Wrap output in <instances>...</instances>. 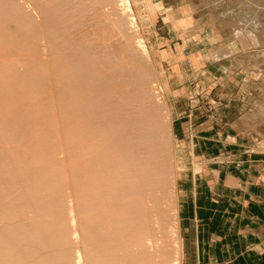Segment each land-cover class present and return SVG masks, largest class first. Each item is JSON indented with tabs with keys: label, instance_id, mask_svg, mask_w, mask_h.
I'll use <instances>...</instances> for the list:
<instances>
[{
	"label": "rangeland",
	"instance_id": "1",
	"mask_svg": "<svg viewBox=\"0 0 264 264\" xmlns=\"http://www.w3.org/2000/svg\"><path fill=\"white\" fill-rule=\"evenodd\" d=\"M22 1H26L20 2L28 7L24 6L27 8L24 10L31 17L28 27L36 32L28 28L27 33L23 29L21 36L31 35L33 41L41 32L43 43L39 37L40 42L37 40L36 44V47L39 45V50L35 49L28 38L27 41L10 43L0 48V53L10 50L13 55L10 54L12 56L9 57V53H5L4 57L3 52L1 57L5 59L0 63L6 61L3 63L8 66V63L11 66L15 63L20 68L16 69L14 66L16 70L22 72L23 69L26 72L30 68L29 64L36 59L37 55L33 54H39L40 58L45 52L43 57L32 62L35 65L38 63L36 67L40 66L39 69L44 72L40 75V70L33 64L31 70H27L28 74L26 72L27 75L33 72V75L24 84L22 80L26 78L22 79L20 76L25 73L17 71L20 73V81L17 75L16 78L13 77L14 87H17L7 90L5 86L6 92L0 94V101H9L10 104L12 100L20 101L24 98L35 100L33 105L38 109H34L33 113H39V121L29 116H24V119L32 121L29 122L31 125L36 121L40 127L37 130L39 133L49 132L48 139L50 143L54 139L57 151L63 148L60 150L64 151L63 156L59 155L60 152L55 160L62 168V174L64 173L61 178L65 183V199L69 204L72 200L69 197L72 186L69 189L67 185L72 177L68 151H72L73 147L70 150L64 143L66 123L63 122V113L55 101L56 86L51 76L54 67L51 56L53 51L47 44L51 45L47 42L50 40L46 35L50 32L51 24L37 8L36 12L34 3ZM127 2L125 5L117 0L114 4L115 9L126 20L125 36L114 33L107 26L111 23L110 20L106 21L107 24L101 23L102 21L93 22L94 24L85 28L84 33L75 32V35L79 46L89 45L88 41L91 42L88 55H95L98 60L96 64L100 62L103 67H107L108 69H104L106 72H110L112 63H115L110 54L114 48L122 53L130 52L132 58L133 55L141 57L145 82L134 84L132 81L126 90L130 97L142 90L147 92L149 104L151 103L149 113L154 116L151 121L157 123L154 129L149 125L148 133L152 138L149 149L160 151L161 163L167 172L160 187H153V190L157 189L154 196L158 200L155 208H150L154 204L148 200L151 209L148 234L154 241L153 249L146 247L149 264H161L163 257L165 264H264V0ZM14 21L16 20L10 19V22L4 23L8 33L16 30ZM92 37L94 38L91 39ZM31 46L34 48H30ZM138 46H144L147 53H143V49ZM12 50L24 53L22 58L25 60L19 59L21 54ZM47 51L52 54H47ZM25 54H29L28 59L24 57ZM44 59L48 60L47 65ZM132 64L133 62L129 67L134 68ZM47 66H51L50 69ZM94 67L98 73L100 68L96 65ZM34 72L40 76H35ZM116 72L117 77L123 78L119 71ZM114 82L120 84L116 77ZM0 119L14 120L18 119V115L0 112ZM21 132L23 131L20 129L14 133L16 135ZM47 145L40 144L37 147L44 153ZM12 146L18 145L10 144L8 147ZM67 215L66 213L67 235L71 240L69 247L75 258L83 254L85 259L82 236L75 233ZM74 215L78 223V217L81 215L82 218V214H78L76 210ZM78 227L80 228L79 223Z\"/></svg>",
	"mask_w": 264,
	"mask_h": 264
},
{
	"label": "bare ground",
	"instance_id": "2",
	"mask_svg": "<svg viewBox=\"0 0 264 264\" xmlns=\"http://www.w3.org/2000/svg\"><path fill=\"white\" fill-rule=\"evenodd\" d=\"M20 1L0 0V48L10 43L27 41V38L32 41L31 35L21 36L23 29L29 33L31 17L25 11L28 7L21 5ZM24 1L26 2H22L34 3L35 9L40 10L39 13H42L44 19L51 24V27L47 25L50 32L46 35L50 40L47 42L51 45L47 44L51 46L53 54L48 51L46 53L52 54L54 59H52L53 73L50 70L49 72L55 81L57 99L55 101L63 113L62 120L66 123L64 143L70 150H72L70 147H73L72 151H68L72 180L67 185L69 189L72 186V194L69 193V197L73 201L70 199L71 203L68 204L65 199V183L61 178L64 173L62 174V168L60 169L55 160L58 153L61 152L59 155L63 156L64 151H60L63 148L57 151L54 139L51 143L48 139L49 132L44 134L37 131L40 127L36 123L39 121L37 116L39 113H33L34 109H38L33 105L35 100L25 98L20 101L12 100L10 105L9 101L6 103L3 98L4 103L0 101L2 103L0 112H8L12 115L16 113L18 119H10L11 121L0 119V264H149L150 259L148 260L146 249L150 247L153 249L154 241L148 234V221H150L151 209L155 208V203L158 201L154 197L157 189L153 190V187L155 185L160 187L167 172L161 163L160 151L149 149L152 139L151 134L148 133L149 125L153 129L157 126L155 121H151L154 116L149 113L151 110L149 96L142 90L131 98L126 90L132 81L134 84L145 82L141 57L136 54L137 56L133 55L132 58L130 52L122 53L114 48L110 52L115 60V63H112L114 69L106 72L104 69L107 67H103L100 62L96 64L98 60L94 54V56L88 55L91 42L88 41L89 45L79 46L75 35L80 31H86L85 28L93 22L103 23L110 20L111 23L106 22L107 26L114 33L125 36L126 20L114 7L117 0ZM119 1L128 4L127 0ZM24 6L27 8L25 9ZM10 19L16 20L14 21L16 30L13 33H8L4 27ZM10 30L12 32V28ZM37 36L39 38L41 32ZM79 37L83 36L79 35ZM38 38L34 37L32 41L35 49L39 46L36 47ZM85 39L88 40V37ZM41 41L43 43V38ZM138 47L143 49V53H147L144 46ZM26 50L25 48V52ZM9 51L4 50L2 53H9L7 56L10 57L13 54ZM20 54L19 59L22 60L24 53ZM25 55L24 57L27 58L29 54ZM33 55H37L35 60L41 58L38 57L39 54ZM4 57H1L0 61ZM122 59L126 63L124 60L121 63ZM38 61L41 63L40 60ZM50 61L51 59L49 63L52 65ZM128 61L133 62L134 68L129 67L131 63L129 64ZM32 62L29 64L30 68L34 64ZM42 62L44 63L43 59ZM2 63H0V94L6 92L5 86L7 90L14 87V78H18L20 73H25L20 76L22 79L26 78L21 79L24 84L30 75H33V72L27 75V70L30 69L27 64L28 69L24 67L25 70L27 69L26 74L23 69L22 72L19 71L20 68L16 67L15 63L12 66L10 63H8L10 66ZM37 65L34 67L40 70L41 75L44 71L39 69L40 66L36 67ZM94 65L100 68L98 73L95 72ZM14 66L19 69L16 70ZM47 67L50 69L51 66ZM116 71H119L123 78L117 77ZM115 77L120 80V84H115ZM39 83L41 84V80ZM34 114L37 117L33 116ZM24 116L37 120L31 125L29 122L32 121L24 119ZM20 129L23 132L15 135L14 132ZM57 132L56 134L60 133ZM10 144L18 146L8 147ZM40 144H48L44 153L37 147ZM148 200L153 202V207L149 206ZM76 210L78 214H82V218L81 215L78 217L80 228L74 215ZM66 213L71 227L76 230L75 233H80L82 236V252L86 253L85 259L83 254L75 258L69 247L71 240L69 234L67 235ZM164 260V257L161 258V264H165Z\"/></svg>",
	"mask_w": 264,
	"mask_h": 264
}]
</instances>
